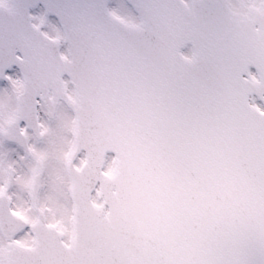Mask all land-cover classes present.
Segmentation results:
<instances>
[{
  "label": "snow or ice",
  "instance_id": "snow-or-ice-1",
  "mask_svg": "<svg viewBox=\"0 0 264 264\" xmlns=\"http://www.w3.org/2000/svg\"><path fill=\"white\" fill-rule=\"evenodd\" d=\"M0 264H264V0H0Z\"/></svg>",
  "mask_w": 264,
  "mask_h": 264
}]
</instances>
